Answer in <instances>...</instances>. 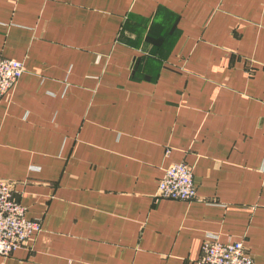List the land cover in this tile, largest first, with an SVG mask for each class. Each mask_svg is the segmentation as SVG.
I'll list each match as a JSON object with an SVG mask.
<instances>
[{
    "label": "crops",
    "instance_id": "0c3cea01",
    "mask_svg": "<svg viewBox=\"0 0 264 264\" xmlns=\"http://www.w3.org/2000/svg\"><path fill=\"white\" fill-rule=\"evenodd\" d=\"M0 178L41 231L0 264H264V0H0ZM191 166L198 200L154 199Z\"/></svg>",
    "mask_w": 264,
    "mask_h": 264
},
{
    "label": "built area",
    "instance_id": "2783aa9c",
    "mask_svg": "<svg viewBox=\"0 0 264 264\" xmlns=\"http://www.w3.org/2000/svg\"><path fill=\"white\" fill-rule=\"evenodd\" d=\"M22 62L0 55V99L18 82ZM154 199L198 200L191 166L172 163L159 179ZM39 219L26 217L25 208L14 198L11 184L0 178V256L7 257L26 245L29 238L41 231ZM201 264H254L241 241L222 242L216 235H207L200 247Z\"/></svg>",
    "mask_w": 264,
    "mask_h": 264
}]
</instances>
